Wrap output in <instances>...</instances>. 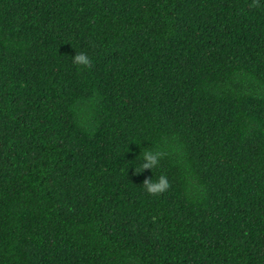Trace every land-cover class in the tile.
<instances>
[{
    "label": "trees",
    "instance_id": "trees-1",
    "mask_svg": "<svg viewBox=\"0 0 264 264\" xmlns=\"http://www.w3.org/2000/svg\"><path fill=\"white\" fill-rule=\"evenodd\" d=\"M0 264H264V0H0Z\"/></svg>",
    "mask_w": 264,
    "mask_h": 264
},
{
    "label": "clouds",
    "instance_id": "clouds-1",
    "mask_svg": "<svg viewBox=\"0 0 264 264\" xmlns=\"http://www.w3.org/2000/svg\"><path fill=\"white\" fill-rule=\"evenodd\" d=\"M72 62L78 66L87 67L91 64V59L89 56L81 51L76 52L75 56H72ZM162 156V152L160 151H151L145 150L142 153V162L140 164V169L143 171L144 169H153L157 164L159 159ZM144 190L149 194H159L164 192L169 187L168 178L165 175H160L156 179L149 178L143 182Z\"/></svg>",
    "mask_w": 264,
    "mask_h": 264
}]
</instances>
